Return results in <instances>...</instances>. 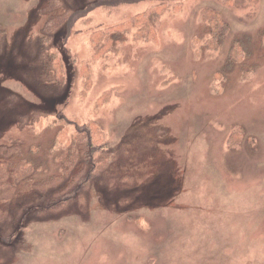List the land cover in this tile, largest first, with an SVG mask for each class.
Instances as JSON below:
<instances>
[{"label":"rangeland","instance_id":"obj_1","mask_svg":"<svg viewBox=\"0 0 264 264\" xmlns=\"http://www.w3.org/2000/svg\"><path fill=\"white\" fill-rule=\"evenodd\" d=\"M49 1L0 0V165L11 166L14 189H0V240L11 241L0 264H264V0H168L180 11L158 20L153 40L128 35L94 62L90 35L163 0L83 11L48 41L63 60L61 90L39 62ZM59 2L73 13L87 4ZM204 9L228 25L216 49ZM234 40L246 48L240 64H230ZM60 117L93 122L113 162L82 198L54 209L78 186L58 195L57 158L88 171L84 153L63 147L73 126L50 153ZM32 148L43 184L17 183L13 167Z\"/></svg>","mask_w":264,"mask_h":264},{"label":"trees","instance_id":"obj_2","mask_svg":"<svg viewBox=\"0 0 264 264\" xmlns=\"http://www.w3.org/2000/svg\"><path fill=\"white\" fill-rule=\"evenodd\" d=\"M126 2V0H87L86 7L82 11H77L73 13L70 10H66L59 0H50L44 12L47 15V19L43 24L42 32L45 36L41 37L43 40L39 46V62L41 64L44 78L47 79V83L55 89H60V86L63 82L62 79V58L59 59L58 54L55 50L48 45V41L51 38V35L54 34L57 30L72 25L73 23L80 20V13L85 11H93L96 9L110 10L113 9L121 3ZM251 4H256L258 0H248ZM221 4L226 7H232L234 0H220ZM173 3V2H172ZM168 0H163L151 7H149L143 13L131 17L129 20L111 28H105L99 30L89 36V44L96 52L91 58V62L102 59L105 55L109 53L117 52V46L124 42L125 37L133 34V39L141 42H150L154 39V25L158 23V20L167 12L172 11L173 13H178L180 11V5L175 3L172 4ZM203 19L208 25L210 36L212 37L213 42L212 46H208L210 49H216L218 43L225 41V36L227 35L228 25L224 20L221 13L216 10L204 9L201 12ZM83 21V20H82ZM134 31V32H133ZM58 31L56 32V34ZM1 41V39H0ZM239 40H234L236 44L231 46L229 51L230 64H240L247 56L245 45ZM116 47V48H115ZM52 50V51H51ZM88 66H84V74H86ZM88 85L85 82V87L88 90ZM37 96V94H36ZM31 106V104H29ZM41 109V104L39 105ZM32 107V106H31ZM35 110V109H34ZM37 110V111H38ZM48 115L47 113H34V117H40L42 115ZM57 123L62 124L61 130L56 134L55 141L51 143L53 146L49 149L50 153L56 154L58 140L60 135L65 136L64 126L70 127L73 126L74 132L67 136L69 138L66 140V144L63 147L71 148L72 146L77 147L76 151L78 153H84L86 158V164L88 168L85 172L84 170L77 171L74 173L75 169H78L77 160L72 158L70 161L64 160L61 156L57 159L62 162L64 169L62 168L61 176H56L53 178L52 185L60 184L58 195L66 189L70 183H77L78 186L73 190L71 195H66L63 201H57L51 205L54 209L65 206L68 202L71 201L77 195H80L79 192L88 191L89 186L93 181L99 179L103 172L109 168L113 162V153L111 152V146L107 140H105V135L102 134L101 130L93 123L88 122L86 124H79L76 122H69L64 117L58 118ZM60 134V135H59ZM59 135V137H58ZM242 140L241 135L237 132V135L234 136L232 141L229 142V145L233 148L240 143ZM60 145V144H59ZM58 145V146H59ZM57 146V147H58ZM61 146V145H60ZM19 152V151H17ZM39 154V155H38ZM42 153H39L37 149L32 148L29 150V161L20 160L13 167L12 173L15 177V180L21 182L22 180L29 181V185H32L34 182L38 184H43L38 179L39 176L45 175V164L42 162ZM56 159V160H57ZM0 168H3L0 173V189L6 188L9 190H14L13 185L10 184L11 177V166H7L5 163L0 165ZM73 171V172H72ZM74 173V174H73ZM38 178V179H37ZM37 180V181H36ZM131 178L126 179L127 183H131ZM48 181V180H47ZM80 198L83 195L79 196ZM62 205H61V204ZM60 204L58 207L57 205ZM50 206V207H51ZM11 241L0 240V247L7 246ZM4 253L0 255L2 258ZM14 257V255H13Z\"/></svg>","mask_w":264,"mask_h":264}]
</instances>
